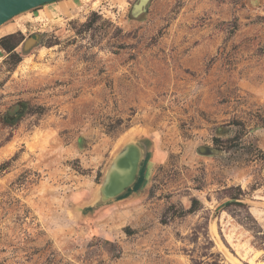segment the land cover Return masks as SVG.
Here are the masks:
<instances>
[{
    "label": "rangeland",
    "instance_id": "1",
    "mask_svg": "<svg viewBox=\"0 0 264 264\" xmlns=\"http://www.w3.org/2000/svg\"><path fill=\"white\" fill-rule=\"evenodd\" d=\"M138 1L0 26V264H264V0Z\"/></svg>",
    "mask_w": 264,
    "mask_h": 264
},
{
    "label": "water",
    "instance_id": "2",
    "mask_svg": "<svg viewBox=\"0 0 264 264\" xmlns=\"http://www.w3.org/2000/svg\"><path fill=\"white\" fill-rule=\"evenodd\" d=\"M52 1L55 0H0V26L21 12ZM132 13L137 14L133 10ZM139 161V154L136 160V155L130 154L129 149L115 157L102 185L107 197L116 194L123 186L132 181L137 172Z\"/></svg>",
    "mask_w": 264,
    "mask_h": 264
},
{
    "label": "bare ground",
    "instance_id": "3",
    "mask_svg": "<svg viewBox=\"0 0 264 264\" xmlns=\"http://www.w3.org/2000/svg\"><path fill=\"white\" fill-rule=\"evenodd\" d=\"M147 0H139L133 7V11L136 13L143 8Z\"/></svg>",
    "mask_w": 264,
    "mask_h": 264
},
{
    "label": "crops",
    "instance_id": "4",
    "mask_svg": "<svg viewBox=\"0 0 264 264\" xmlns=\"http://www.w3.org/2000/svg\"><path fill=\"white\" fill-rule=\"evenodd\" d=\"M3 31H12V29L10 27L4 29Z\"/></svg>",
    "mask_w": 264,
    "mask_h": 264
},
{
    "label": "trees",
    "instance_id": "5",
    "mask_svg": "<svg viewBox=\"0 0 264 264\" xmlns=\"http://www.w3.org/2000/svg\"><path fill=\"white\" fill-rule=\"evenodd\" d=\"M10 49V48H9Z\"/></svg>",
    "mask_w": 264,
    "mask_h": 264
}]
</instances>
